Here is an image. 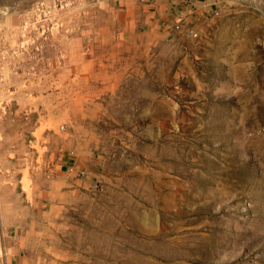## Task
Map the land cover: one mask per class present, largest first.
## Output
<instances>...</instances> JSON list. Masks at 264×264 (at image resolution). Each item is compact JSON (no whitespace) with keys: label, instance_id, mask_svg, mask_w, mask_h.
I'll return each mask as SVG.
<instances>
[{"label":"rangeland","instance_id":"374dc122","mask_svg":"<svg viewBox=\"0 0 264 264\" xmlns=\"http://www.w3.org/2000/svg\"><path fill=\"white\" fill-rule=\"evenodd\" d=\"M173 1L0 0V264H264V0Z\"/></svg>","mask_w":264,"mask_h":264},{"label":"built area","instance_id":"2783aa9c","mask_svg":"<svg viewBox=\"0 0 264 264\" xmlns=\"http://www.w3.org/2000/svg\"><path fill=\"white\" fill-rule=\"evenodd\" d=\"M144 1H146V0H144ZM175 27L177 29L183 28V21H182V19H180V18L177 19L176 24H175ZM186 32L188 34L195 35L194 29L192 27H189L188 25H186ZM81 174H84V171H81Z\"/></svg>","mask_w":264,"mask_h":264},{"label":"crops","instance_id":"0c3cea01","mask_svg":"<svg viewBox=\"0 0 264 264\" xmlns=\"http://www.w3.org/2000/svg\"><path fill=\"white\" fill-rule=\"evenodd\" d=\"M162 1L167 2V4H169V5H171L174 2L173 0H158V2H162ZM176 5H178V2L176 3Z\"/></svg>","mask_w":264,"mask_h":264}]
</instances>
